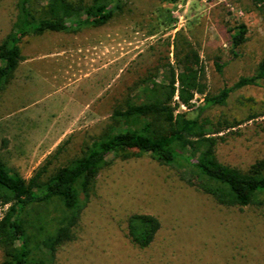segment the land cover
Instances as JSON below:
<instances>
[{
	"label": "rangeland",
	"instance_id": "obj_1",
	"mask_svg": "<svg viewBox=\"0 0 264 264\" xmlns=\"http://www.w3.org/2000/svg\"><path fill=\"white\" fill-rule=\"evenodd\" d=\"M18 1L0 0V42L12 29ZM117 2L121 10L102 26L21 40L23 60L0 88V157L9 171L27 180L47 163L51 174L93 140L128 127L112 121L114 109L126 98L141 101L144 82L164 83L171 71L179 72L189 48L200 58L207 95L255 74L264 57V9L251 0ZM46 6L36 0L31 10ZM240 24L245 40L232 49L230 30ZM202 105L203 96L197 95L178 112L194 118ZM199 120L209 124L207 131L219 120L232 125L217 135L221 164L246 170L264 159L262 87L231 92L224 106L206 108ZM180 174L141 151L126 160L109 159L84 203L74 239L53 258L32 241L33 253L46 264H264V205H217ZM5 209L0 206V218ZM133 214L160 223L146 248L127 236Z\"/></svg>",
	"mask_w": 264,
	"mask_h": 264
},
{
	"label": "trees",
	"instance_id": "obj_2",
	"mask_svg": "<svg viewBox=\"0 0 264 264\" xmlns=\"http://www.w3.org/2000/svg\"><path fill=\"white\" fill-rule=\"evenodd\" d=\"M35 1H18L12 29L0 42V88L23 60L19 47L23 38L46 32L76 33L87 25L99 27L112 18L114 10H121L118 0H91L89 5L73 0H45L47 6L33 12L31 5ZM251 4L264 9V0H251ZM246 31L243 24L230 30L232 49L244 42ZM179 63V72L171 71L164 83L144 82L139 87L141 101L126 98L114 109L112 121L127 122L128 127L112 129L93 140L81 156L53 173L48 174L45 163L26 180L9 171L0 157V206L6 207L0 218L1 264H46L33 253L32 241L53 258L59 247L74 239V227L99 172L109 159L126 160L132 151L148 153L156 162L175 167L185 184L217 205H264V159L246 170L221 164L215 153L221 140L217 135L232 125L219 120L214 129L207 131L204 126L209 124L199 120L206 108L224 106L235 90L254 86L264 91V57L255 74L239 77L216 95H207L204 69L195 51L189 48ZM217 71H221L220 66ZM197 95L203 96V105L198 107L196 117L178 112L180 107L188 109ZM159 228L158 219L151 215L133 214L127 219V236L140 249L151 244Z\"/></svg>",
	"mask_w": 264,
	"mask_h": 264
}]
</instances>
